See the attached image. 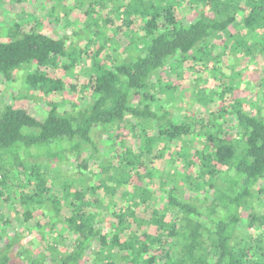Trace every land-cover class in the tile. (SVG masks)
<instances>
[{
  "label": "trees",
  "instance_id": "1",
  "mask_svg": "<svg viewBox=\"0 0 264 264\" xmlns=\"http://www.w3.org/2000/svg\"><path fill=\"white\" fill-rule=\"evenodd\" d=\"M8 1L0 81L23 90L0 95V264H264V102L248 111L238 82L264 56V0H49L70 34Z\"/></svg>",
  "mask_w": 264,
  "mask_h": 264
},
{
  "label": "rangeland",
  "instance_id": "2",
  "mask_svg": "<svg viewBox=\"0 0 264 264\" xmlns=\"http://www.w3.org/2000/svg\"><path fill=\"white\" fill-rule=\"evenodd\" d=\"M43 1V5L41 8L39 7V4ZM53 4H51L48 1L45 0H36L35 2H33L29 7H28V12H30V14H35L37 17H41L43 18V20H47V21H43L45 23V25H49L51 26V28L53 29H57L58 31H63V32H67L70 34V31L72 30V28L74 27V25L72 24H67L65 25V22L63 21H56L53 17V12H52V7ZM20 10V8H16L14 4H11L8 0H0V25L3 24H9L12 21V14H16L18 11ZM76 15L78 16V13L76 12ZM76 15H72L70 18H65V20H69L72 21L74 23H78V21H76L75 19L77 18ZM180 15L183 19V21H191L194 17H195V11L193 8L190 7V5L188 4L187 1H184L181 4V9H180ZM75 20V21H74ZM121 40V46L122 47H126L127 45V41L122 40V38H120ZM225 47V46H224ZM224 47H222V49H225ZM226 50V49H225ZM263 63H264V56L260 55V56H254L252 59V64L255 67L253 70L252 68H250L249 70L245 71L246 69H243L241 67L240 72L241 75L238 77V82H240V78H242L243 75V80L245 82L248 83L249 85V89H246L244 92H247V96H246V104L248 105V111H255L256 107L259 106L260 104H262L263 101V96L262 94H264V90L263 88L261 89L260 86V80L262 77H264V73L261 71H259V66L260 68H263ZM82 65V63H79V66ZM211 65V64H209ZM205 65L203 67H200V69H205L204 68ZM258 67V68H257ZM51 70V69H49ZM166 70L168 71V76L169 78H171L170 81H172L173 79H175L176 77V67H171V66H167ZM239 71V66L235 67L234 70H230L228 72L229 79ZM54 72H58L59 74H61V71L58 70L56 71V69H54ZM74 75L73 74H67L66 77H72ZM186 76V75H185ZM208 76L205 77V79L207 80ZM214 88L215 86L218 85V80H214L213 82ZM191 85V83L189 82L188 79L183 81V85L181 86V88H179V90H177L176 92V97L177 99H182L183 101H181V103L183 104H190V103H194L195 99L194 96L196 94V91L198 90V88H195L193 90V92L191 93L192 89L189 87ZM191 89V91H190ZM23 90V84H22V80L19 78L18 76V80L13 81L12 84L11 82L6 83L5 81H0V95L1 98L4 99L6 102H9L11 100V96L16 95L18 93H20V91ZM31 93V92H28ZM30 98L28 99H22L20 101H15V103L19 106L25 107L28 112L30 113V115L34 116L37 120H42L43 117L46 114L45 111V104L44 102H42L41 100H39L36 97H33V95H30ZM177 101V100H176ZM194 106V104H193ZM199 106V105H198ZM209 108V106L207 105L206 108H201V107H197L195 110L200 114V116L203 115H207V109ZM180 115V114H179ZM98 135V134H97ZM96 136V142L99 145V141L102 140L100 136ZM104 136V135H103ZM105 137V136H104ZM131 142H134V144L136 145L135 147L138 148V140L135 139ZM103 148H100V151L102 152ZM66 168H70L69 166ZM16 183H14V186H12V192L9 193L10 196V200L9 202L4 201L3 203V211L6 213V215L11 219L12 221V225H14L15 228L20 229V222L17 221L15 219V212H14V208L16 206V203H12V199L15 198L16 195H18L17 193L14 192V189L17 190L16 188ZM14 192V193H13ZM15 194V195H14ZM116 199H114V201H118L121 203L119 196L115 197ZM18 208V206H16V209ZM144 216H148V213L144 212L143 214ZM156 228L155 226H151L150 227V231H155Z\"/></svg>",
  "mask_w": 264,
  "mask_h": 264
}]
</instances>
